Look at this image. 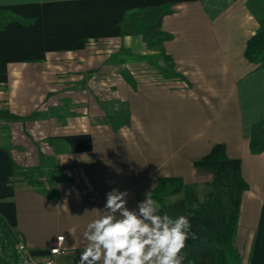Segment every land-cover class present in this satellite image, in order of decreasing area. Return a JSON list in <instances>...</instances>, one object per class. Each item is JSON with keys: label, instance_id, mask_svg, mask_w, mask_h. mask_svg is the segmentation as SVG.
I'll use <instances>...</instances> for the list:
<instances>
[{"label": "crops", "instance_id": "crops-1", "mask_svg": "<svg viewBox=\"0 0 264 264\" xmlns=\"http://www.w3.org/2000/svg\"><path fill=\"white\" fill-rule=\"evenodd\" d=\"M0 11V122L17 132L0 142L1 233L36 254L64 235L59 264H79L108 192L127 191L135 209L160 178L207 181L193 161L223 143L247 185L236 248L264 264V60L246 52L264 36V0H0ZM141 13L159 68L150 36L123 28ZM26 148L59 175L17 174Z\"/></svg>", "mask_w": 264, "mask_h": 264}, {"label": "trees", "instance_id": "trees-1", "mask_svg": "<svg viewBox=\"0 0 264 264\" xmlns=\"http://www.w3.org/2000/svg\"><path fill=\"white\" fill-rule=\"evenodd\" d=\"M262 49L264 36L256 34L248 43V58L258 60L254 54ZM193 164L210 179L192 184L180 176L163 177L148 194L161 204V214L185 215L190 220L183 264H242L234 241L240 197L247 186L239 158L227 156L223 143H216ZM170 196L173 199L168 200Z\"/></svg>", "mask_w": 264, "mask_h": 264}, {"label": "clouds", "instance_id": "clouds-1", "mask_svg": "<svg viewBox=\"0 0 264 264\" xmlns=\"http://www.w3.org/2000/svg\"><path fill=\"white\" fill-rule=\"evenodd\" d=\"M128 195L117 189L106 194L103 211L96 210L99 217L83 232L87 244L79 264H183L191 231L188 217L161 214V204L150 194L129 209Z\"/></svg>", "mask_w": 264, "mask_h": 264}, {"label": "rangeland", "instance_id": "rangeland-1", "mask_svg": "<svg viewBox=\"0 0 264 264\" xmlns=\"http://www.w3.org/2000/svg\"><path fill=\"white\" fill-rule=\"evenodd\" d=\"M1 14L3 16H5L2 11H0V15ZM146 16H147V14L145 15L144 13L136 14L134 16L133 15L127 16L126 22H124L123 28H125V30H127L128 32L140 31V32H142V34H146L147 36H150L149 42H151L152 44H149V46L147 48V52L150 49L152 51L148 52L145 56L151 54L150 60H151L152 64L156 68H159V65H158L159 60L158 59H160V56H161V53H159V51H157V44L159 42V37L157 35H155V33L152 29L149 30V26H150L149 24H151V22H144ZM0 18H1V16H0ZM134 19H137V22H135L136 20H134ZM153 33H154V37H153ZM129 51L130 50L127 48L124 49L123 55L126 57V60L129 59V57L127 56L128 53H131ZM142 55L140 56L139 54H137L138 57H142ZM255 55H257L256 58H258L259 60H264V50L263 49H262V51L261 50L257 51V53L254 54V56ZM160 61L162 64H164V62H162V61L166 62L164 57ZM0 98L4 99L5 97H2L0 95ZM122 109L123 108H118L116 110V114L122 113V111H123ZM56 112H58V111H56ZM108 113L112 117L113 114L110 110H108ZM13 126L14 125H9V124L4 125L0 122V142H6V141L10 142V139L8 140V138L6 136L10 134V131L12 130L11 127L13 128ZM15 130L16 129L13 128V134H17V132H15ZM18 157L21 160V163L22 162H24V163L28 162V163L23 164V166L20 168L17 167V169H16L17 174H23L24 178L30 182H33L34 180L46 181V180H49L50 178H53L54 176L59 175V170L55 167L56 165L54 164V161L52 159H49L46 157L42 158L40 156L39 160L37 161L38 163H36L34 166H32V161L36 159V156H35V154H32L28 148H26L24 150V153L21 152V154H19ZM198 190H199V188H198ZM171 199H173V196H170L168 198V200H171ZM10 237L11 236L9 235V233H4V231H2V233L0 232V264H10L14 259V253H15L14 250H15L16 244H14L15 242L13 241V239H10Z\"/></svg>", "mask_w": 264, "mask_h": 264}, {"label": "built area", "instance_id": "built-area-1", "mask_svg": "<svg viewBox=\"0 0 264 264\" xmlns=\"http://www.w3.org/2000/svg\"><path fill=\"white\" fill-rule=\"evenodd\" d=\"M56 237L55 242L44 254H36L30 250L23 241H18L15 245V259L10 264H59L58 256L63 252L62 241ZM22 246V247H21ZM59 249L58 251H53Z\"/></svg>", "mask_w": 264, "mask_h": 264}]
</instances>
